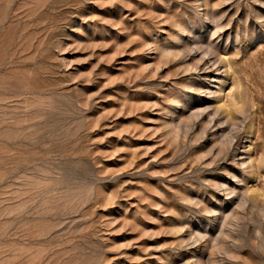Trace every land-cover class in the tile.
<instances>
[{
    "label": "rangeland",
    "instance_id": "374dc122",
    "mask_svg": "<svg viewBox=\"0 0 264 264\" xmlns=\"http://www.w3.org/2000/svg\"><path fill=\"white\" fill-rule=\"evenodd\" d=\"M0 264H264V0H0Z\"/></svg>",
    "mask_w": 264,
    "mask_h": 264
}]
</instances>
